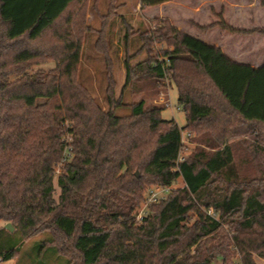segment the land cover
<instances>
[{
  "label": "trees",
  "instance_id": "trees-1",
  "mask_svg": "<svg viewBox=\"0 0 264 264\" xmlns=\"http://www.w3.org/2000/svg\"><path fill=\"white\" fill-rule=\"evenodd\" d=\"M87 3L0 0V221L14 226L0 227V264L41 234L39 252L52 250L67 264H211L218 257L261 264L264 64L239 63L170 18H156L135 52L147 57L125 59L120 96L107 60L104 108L80 79L83 43L93 31ZM216 25L264 34V27L240 30L225 21L197 27ZM98 33L96 49L106 53ZM159 43L168 46L162 58L153 55ZM166 80L178 87L182 127L161 116L164 106L124 101V91L151 83L158 93ZM122 107L130 113L117 114ZM185 131L197 145L181 157ZM179 178L183 187L137 218L148 185L172 187Z\"/></svg>",
  "mask_w": 264,
  "mask_h": 264
},
{
  "label": "rangeland",
  "instance_id": "rangeland-1",
  "mask_svg": "<svg viewBox=\"0 0 264 264\" xmlns=\"http://www.w3.org/2000/svg\"><path fill=\"white\" fill-rule=\"evenodd\" d=\"M230 1L232 0H173L143 9L140 0H116L112 5L116 7V12L113 14L110 10L112 7L111 0H88V19L93 31L87 35L83 43L81 81L90 89L97 101L104 108H108L105 97L109 83L107 60H110L112 65L111 72L115 80V95L120 96L126 78L125 59L131 54H135L130 60L132 64H137L147 57V53L139 52L136 54L135 52L143 45V34L146 32L151 34V31L157 26L154 20L161 17L170 18L173 24L190 35L195 37L197 34L202 35L210 42L222 43L221 49L229 50L237 56L264 64L263 33L254 32L253 34L240 35L229 30H223L220 25L204 32L197 27V24L208 25L217 21L232 23V26L240 30L264 27V5H262L261 0H237L238 3L233 5L229 3ZM104 20H106L105 24H103ZM98 31L102 32L104 36L105 40L103 39L102 43H104L103 48L106 49V53L96 49L99 38ZM166 48L168 46L163 43L154 45L153 55L162 58ZM164 84V86L160 85L158 93L152 91L153 85L151 83H147L145 91L140 93L134 94L128 89L126 92L124 91V101L131 103L143 98L147 105L164 106L161 110V116L168 120L174 119L182 127L186 123V113L178 102V87L175 83L169 85L167 80ZM44 101V99H39L40 103ZM167 103L168 105H166ZM116 112L119 115H126L130 113V109L122 107L118 108ZM67 138L71 140V137ZM196 145L190 140L185 143L181 150V157L191 153ZM239 148L243 150H240V155L244 154V147L240 144ZM61 172L62 168L58 167L54 178L56 199L61 192L58 187V176ZM183 186L184 182L179 178L171 189ZM147 187H151V185ZM143 204L144 201L138 211ZM5 225V221H0V227ZM46 238V234L33 237L27 241L17 257L4 262V264H40L43 263L41 261L47 264H67L62 258V260L58 259L52 250L44 248L39 252L38 243ZM258 261L264 264V260L258 258ZM211 264H223L221 257H218Z\"/></svg>",
  "mask_w": 264,
  "mask_h": 264
},
{
  "label": "built area",
  "instance_id": "built-area-1",
  "mask_svg": "<svg viewBox=\"0 0 264 264\" xmlns=\"http://www.w3.org/2000/svg\"><path fill=\"white\" fill-rule=\"evenodd\" d=\"M166 105H168V103ZM189 136H190V132L188 131H185L182 133L183 144L189 142ZM68 149L70 150V148ZM63 161H65V159ZM170 190H171V187H164V186L149 187L145 193L144 204L142 208L140 209V211H138L137 218L141 219L143 215L146 213V210L148 209V207L151 204L158 203L159 201H161L164 197H166V195L168 194ZM232 264H240V261L237 259Z\"/></svg>",
  "mask_w": 264,
  "mask_h": 264
},
{
  "label": "crops",
  "instance_id": "crops-1",
  "mask_svg": "<svg viewBox=\"0 0 264 264\" xmlns=\"http://www.w3.org/2000/svg\"><path fill=\"white\" fill-rule=\"evenodd\" d=\"M229 3H232V5L233 4H237L238 2H237V0H232V1H230ZM228 4V3H227ZM235 6V5H234ZM231 23V22H230ZM232 24V23H231ZM196 36H198L199 38H201L202 40H204L205 42H207L208 44H210V45H212V44H214V45H218L219 47H221L222 48V43L220 44V43H216V42H214V41H212V42H210V41H208L204 36H202V35H199V34H197ZM224 52H225V54L227 55V56H229V57H231L233 60H235V61H237V62H239V63H246V64H249V65H252V66H254V67H260V65H262L261 63H259V62H255L253 59H245L244 57H241V56H237V55H235V54H233V53H231L229 50L227 51V50H224V49H222Z\"/></svg>",
  "mask_w": 264,
  "mask_h": 264
},
{
  "label": "water",
  "instance_id": "water-1",
  "mask_svg": "<svg viewBox=\"0 0 264 264\" xmlns=\"http://www.w3.org/2000/svg\"><path fill=\"white\" fill-rule=\"evenodd\" d=\"M6 228L9 229L10 231H14V226L11 223H8L6 225Z\"/></svg>",
  "mask_w": 264,
  "mask_h": 264
}]
</instances>
